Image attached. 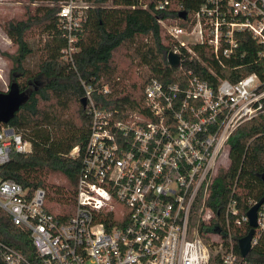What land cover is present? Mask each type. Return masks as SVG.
Segmentation results:
<instances>
[{"label":"built area","instance_id":"obj_1","mask_svg":"<svg viewBox=\"0 0 264 264\" xmlns=\"http://www.w3.org/2000/svg\"><path fill=\"white\" fill-rule=\"evenodd\" d=\"M168 3L160 0L156 7ZM90 5L89 0L59 2L65 60L73 62L74 41ZM192 17L189 26L158 18L175 39L169 50L179 53L178 66L183 59H201L193 44L208 48L222 65L245 57L237 36L242 31L257 43L254 61L264 60V0H204ZM208 71L212 81L193 69L184 70L186 77L178 82L151 77L143 87L145 107L128 112L98 106L92 97L96 85L80 78L90 124L84 144L70 152L80 157L73 195L57 208L47 188L0 176V209L33 247L28 257L0 240V264H257L237 253L229 228L225 237L205 202L218 168L228 166L223 157L229 160L233 131L264 117V72L231 81L211 67ZM11 148L27 152L30 141L0 123V164ZM262 196L251 246L264 229ZM257 200L250 198L249 207ZM235 210L230 198L228 225ZM242 222H248L246 213L236 219Z\"/></svg>","mask_w":264,"mask_h":264},{"label":"trees","instance_id":"obj_2","mask_svg":"<svg viewBox=\"0 0 264 264\" xmlns=\"http://www.w3.org/2000/svg\"><path fill=\"white\" fill-rule=\"evenodd\" d=\"M43 1L49 3L26 9L25 18L8 19L2 27L16 46L15 53L8 54L11 60L8 86L13 83L18 91L27 93L26 100L7 123L30 141L31 148L27 152L11 148L8 159L0 164V176L25 187L43 186L61 206L73 195L80 166V157L72 156L70 152L75 145L84 144L89 131L90 115L80 102L84 96L80 78L96 85L92 97L98 106L128 112L145 107L143 87L151 77L164 83L178 82L186 77L184 70L193 69L202 78L212 81L215 76L208 71L211 67L219 76L235 81L251 71L259 75L264 72V60L254 61L257 43L247 31L237 33L241 50L247 52L245 57L234 62L232 58L225 60L223 65L217 63L210 50L201 44H193L201 59H183L180 66L168 62L166 53L173 47L175 39L158 18L166 21L173 18L179 24L189 26L194 12L204 0H169L163 9L156 7L160 0H112L110 6L105 5L109 0H89L91 5L74 41L77 50L72 52L73 62L62 57L67 38L59 26L58 10L59 2L65 0ZM182 11H185L184 16L180 15ZM29 30H35L38 42L42 43L35 69L24 64L32 51L26 39ZM121 46L131 52L132 62L141 68L138 83L133 81L127 86L121 82L126 76L117 70L114 61V52ZM233 63L244 64L233 68ZM102 84L108 85V91L98 89ZM72 104L76 109L71 111ZM228 143L229 165L218 168L205 204L214 211L212 220L218 222L225 237L229 228L235 250L240 255L238 239L248 232L249 224H238L236 219L246 213L250 198L259 199L264 194L261 179L264 173V117L241 123ZM54 173L62 174L66 183L59 185L52 180L50 176ZM230 198L235 200L236 210L229 214L228 225L225 210ZM0 240L28 257L33 255L27 233L14 225L1 209ZM245 259L264 264V229Z\"/></svg>","mask_w":264,"mask_h":264},{"label":"rangeland","instance_id":"obj_3","mask_svg":"<svg viewBox=\"0 0 264 264\" xmlns=\"http://www.w3.org/2000/svg\"><path fill=\"white\" fill-rule=\"evenodd\" d=\"M49 3L43 0H0V91H5L8 89V69L11 66V60L8 57V54L15 53V44H13L9 38L6 36L3 30V24L8 19H19L25 18L24 11L26 9H32L37 4ZM106 6L112 5V0H109ZM168 21H175L173 18ZM177 22V21H176ZM26 39L29 42V45L32 47V51L26 56L24 64L30 69H35L38 58L41 56V47L42 43L38 42V34L35 30H29L26 32ZM131 52L125 47L121 46L114 52V61L117 65V70L125 74V78L122 79V83H126L127 86L130 85L133 81L136 83L141 81L139 75L141 68L136 66L135 62H132ZM76 109V105H71V111ZM229 160L227 156L223 157V163H227ZM229 165V162H228ZM224 167L223 165H221ZM227 167V166H226ZM57 184L63 185L66 183L65 177L60 173H54L50 176ZM50 194V193H49ZM50 196H52L50 194ZM63 206L57 205V208ZM56 211V209H53ZM204 210L201 211L202 214ZM204 222V221H203ZM206 240H210V236L204 235Z\"/></svg>","mask_w":264,"mask_h":264},{"label":"water","instance_id":"obj_4","mask_svg":"<svg viewBox=\"0 0 264 264\" xmlns=\"http://www.w3.org/2000/svg\"><path fill=\"white\" fill-rule=\"evenodd\" d=\"M185 11L180 12L181 16H184ZM168 62L172 66H178L180 63L179 53L169 50L167 52ZM27 98L25 91H18L13 83H10L8 89L0 91V123H7L8 119L14 114L19 105H21ZM80 102L83 107L86 105V98L83 96L80 98ZM261 179L264 183V173L261 175ZM263 196H261L255 203H253L246 211L248 217L249 230L248 232L238 239V247L242 256H246L251 249V239L254 234V229L257 225L256 216L257 208L262 202Z\"/></svg>","mask_w":264,"mask_h":264}]
</instances>
